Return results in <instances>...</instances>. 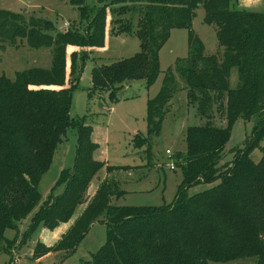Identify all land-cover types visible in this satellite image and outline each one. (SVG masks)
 I'll list each match as a JSON object with an SVG mask.
<instances>
[{
	"label": "trees",
	"instance_id": "16d2710c",
	"mask_svg": "<svg viewBox=\"0 0 264 264\" xmlns=\"http://www.w3.org/2000/svg\"><path fill=\"white\" fill-rule=\"evenodd\" d=\"M240 0H69L85 22L83 31L54 33L49 22L23 23L20 14L0 11V32L25 39L34 49L51 50L48 70L32 68L0 77V253L16 242L6 230H16L39 205L38 184L49 169L55 150L68 129L76 130V156L64 170L47 200L31 217L23 235L26 243L41 227L54 230L67 224L80 206L85 208L53 247L37 243L33 258L50 253L72 255L91 226L107 217L105 245L83 264H208L253 260L264 264V148L255 163L252 152L264 139V12L239 9ZM202 7L203 23L214 26L223 56H205L202 42L191 32L195 11ZM137 20L134 24V20ZM108 29V33H106ZM174 29L189 33V56L168 69L158 94L147 102L148 144L159 134L169 103L183 80L187 101L205 120L185 132L184 153L174 168L182 183L172 205L116 207L123 195L114 180L102 181L94 196L87 192L94 177L114 169L95 161L92 129L70 117L72 92L84 60L103 49L106 36L134 35L140 50L133 57L95 66L92 90L106 92L111 101L123 84L144 80L150 88L159 75V52ZM69 48L78 49L66 53ZM238 84L229 86L231 70ZM68 72V73H67ZM257 119L252 142L224 158L233 125ZM225 124V127H224ZM174 169V170H175ZM213 185L194 196L186 189ZM63 188L61 195L55 191Z\"/></svg>",
	"mask_w": 264,
	"mask_h": 264
},
{
	"label": "rangeland",
	"instance_id": "374dc122",
	"mask_svg": "<svg viewBox=\"0 0 264 264\" xmlns=\"http://www.w3.org/2000/svg\"><path fill=\"white\" fill-rule=\"evenodd\" d=\"M12 3L17 2L13 0ZM87 4L91 6L92 0H87ZM7 6L9 7V4ZM14 6L16 7L10 8L20 13L25 25L29 24L30 27L31 20L49 22L53 27V34L68 29L83 31L86 25L85 22L81 23L78 11L70 5L69 0H18ZM236 6L243 10L264 12V0H240ZM203 18V8L199 7L192 20L191 32L202 42L205 56L215 55L221 59L223 50L219 48L216 29L214 26L204 24ZM136 21L135 19L134 24ZM11 28L12 30L0 32L2 50L0 77L14 80L18 72L32 68L50 69L51 50L31 48L25 39L19 37L12 39L13 31H16ZM188 37L189 33L185 29L172 30L159 52V75L156 82L150 88L146 86L144 80L127 82L115 92L112 101L106 92L92 90L93 68L133 57L140 50L139 40L134 35L112 37L107 35L109 39L105 50L93 49L84 60L78 85L72 92L70 117L74 120H83L92 129L91 138L96 145L93 159L114 169L110 174L102 169L94 177L87 192L88 199L94 196L102 181L114 180L123 195L118 199L114 198L110 203L112 206L163 208L173 204L183 178L180 169L176 167L175 170H170L169 166L175 165L178 153L185 152L187 128L205 124V120L198 116L196 106L188 104L186 90L183 88L184 82L178 76V87L169 103L159 134L150 139L149 146L139 144V140L143 141L147 138V102L158 94L167 70H174L179 60H185L189 56ZM76 50L78 49L69 48L66 53ZM237 84V72L232 69L229 86L235 89ZM256 125L257 119H239L233 125L230 139L224 147L226 161H231L237 151L248 147L252 142ZM76 145V130L68 129L55 150L49 169L39 181L38 192L41 198L38 207L20 222L16 230L5 231L6 240L16 238L18 241L9 252L0 253V264H83L90 262L92 255L105 245L108 220L102 215L91 226L72 255L65 257L61 253H50L39 260L33 258L37 243H43L48 247L55 246L81 215L85 205L77 208L67 224L60 225L54 230L40 227L30 240L21 243L30 225L31 217L47 200L61 173L72 169ZM261 148H264V139L251 154V159L255 163L261 159L262 154L259 150ZM166 151L171 155L167 156ZM214 185H195L186 189V194L191 197ZM62 192L63 188H59L55 191V195L59 196ZM227 264H253V260H239Z\"/></svg>",
	"mask_w": 264,
	"mask_h": 264
},
{
	"label": "crops",
	"instance_id": "0c3cea01",
	"mask_svg": "<svg viewBox=\"0 0 264 264\" xmlns=\"http://www.w3.org/2000/svg\"><path fill=\"white\" fill-rule=\"evenodd\" d=\"M13 0H0V7H8L7 5L9 4V7L8 8H0V11H8V12H12V13H16V14H20L18 12H16L15 10H12L13 8H10V7H16L14 5H16L18 3V0H16L17 3H12ZM63 28V27H62ZM63 31V30H62ZM64 32V31H63ZM108 39L107 36L105 38V46L103 49H101V51H104L105 48L107 47V42H108ZM1 47H0V52H1ZM130 174V172H129Z\"/></svg>",
	"mask_w": 264,
	"mask_h": 264
},
{
	"label": "built area",
	"instance_id": "2783aa9c",
	"mask_svg": "<svg viewBox=\"0 0 264 264\" xmlns=\"http://www.w3.org/2000/svg\"><path fill=\"white\" fill-rule=\"evenodd\" d=\"M166 155H167V156H170L171 153H170L169 151H166ZM169 169H170V170H174V169H175V168H174V164H171V165L169 166Z\"/></svg>",
	"mask_w": 264,
	"mask_h": 264
}]
</instances>
